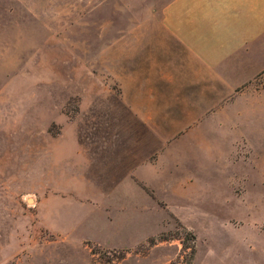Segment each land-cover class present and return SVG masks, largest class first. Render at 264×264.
<instances>
[{
  "label": "rangeland",
  "instance_id": "1",
  "mask_svg": "<svg viewBox=\"0 0 264 264\" xmlns=\"http://www.w3.org/2000/svg\"><path fill=\"white\" fill-rule=\"evenodd\" d=\"M169 1L0 0V264H264V72L184 128L130 109L201 103L133 87ZM151 136L128 158L159 156L154 183L90 169L102 139Z\"/></svg>",
  "mask_w": 264,
  "mask_h": 264
},
{
  "label": "crops",
  "instance_id": "2",
  "mask_svg": "<svg viewBox=\"0 0 264 264\" xmlns=\"http://www.w3.org/2000/svg\"><path fill=\"white\" fill-rule=\"evenodd\" d=\"M158 22L152 25L151 57L147 64L138 65L133 86L138 99H152L154 103L160 96L200 97L201 103L173 102L179 105L174 108L168 101L163 108L148 110L167 115L149 119L142 115L143 106H131L140 123L151 130L184 128L176 124L178 121L172 116L175 112L228 111L232 104L227 103L231 101L226 97H233L237 90H243L264 72V0H170L159 12ZM215 106H219L217 110L212 108ZM201 122V127H209L207 117ZM102 140L96 143L102 147L89 152L103 153L105 159L94 162L91 159L90 169L96 167L100 175L111 176L110 185L116 189L125 187L126 179L131 176L146 185L154 183L145 175H159V156L158 161L148 162L128 157L142 145L148 146L149 153H157L161 145L158 136ZM73 141L76 153L81 154L78 140Z\"/></svg>",
  "mask_w": 264,
  "mask_h": 264
}]
</instances>
